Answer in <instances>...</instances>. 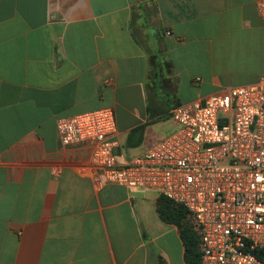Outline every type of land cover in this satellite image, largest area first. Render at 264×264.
<instances>
[{"label":"crops","instance_id":"crops-1","mask_svg":"<svg viewBox=\"0 0 264 264\" xmlns=\"http://www.w3.org/2000/svg\"><path fill=\"white\" fill-rule=\"evenodd\" d=\"M262 80L264 0H0V264H186L161 195L100 186L58 121L113 109L125 163L174 108Z\"/></svg>","mask_w":264,"mask_h":264},{"label":"built area","instance_id":"built-area-1","mask_svg":"<svg viewBox=\"0 0 264 264\" xmlns=\"http://www.w3.org/2000/svg\"><path fill=\"white\" fill-rule=\"evenodd\" d=\"M179 128L143 155L114 154L113 109L58 121L63 146L88 143L102 182L157 191L184 207L200 239L202 264H264V80L180 105Z\"/></svg>","mask_w":264,"mask_h":264},{"label":"trees","instance_id":"trees-1","mask_svg":"<svg viewBox=\"0 0 264 264\" xmlns=\"http://www.w3.org/2000/svg\"><path fill=\"white\" fill-rule=\"evenodd\" d=\"M138 131H134V134ZM158 213L165 223L180 228L185 247L186 264H202L199 235L195 230L186 225V220L189 217L188 211L184 207L177 206L169 199L160 196L158 200ZM255 255L264 261V251H256ZM159 264L165 263L160 260Z\"/></svg>","mask_w":264,"mask_h":264},{"label":"rangeland","instance_id":"rangeland-1","mask_svg":"<svg viewBox=\"0 0 264 264\" xmlns=\"http://www.w3.org/2000/svg\"><path fill=\"white\" fill-rule=\"evenodd\" d=\"M168 129V125H165L164 127H157L156 130H157V133L159 134H163L164 131H166ZM186 225H188L189 227H191L193 230H194V227H193V220L191 217H188V219L186 220Z\"/></svg>","mask_w":264,"mask_h":264}]
</instances>
